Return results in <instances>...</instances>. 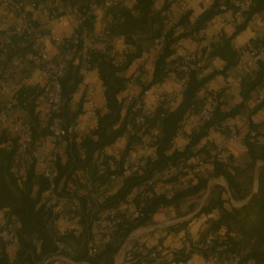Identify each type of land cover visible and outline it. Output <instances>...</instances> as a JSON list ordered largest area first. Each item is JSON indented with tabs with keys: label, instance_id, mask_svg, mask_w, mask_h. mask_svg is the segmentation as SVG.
<instances>
[{
	"label": "trees",
	"instance_id": "16d2710c",
	"mask_svg": "<svg viewBox=\"0 0 264 264\" xmlns=\"http://www.w3.org/2000/svg\"><path fill=\"white\" fill-rule=\"evenodd\" d=\"M48 1L54 3L58 0ZM61 1L74 5L79 4L81 8L87 2L100 0ZM172 2L173 0H164L159 9L154 7L155 0H135L131 6L122 5V2H120L110 8L112 18L105 29L108 30L111 36H121L126 43L133 44V48L127 55L128 58H136L140 52L139 45L135 44L136 40L144 36L150 38L160 37L167 22V15L172 9ZM219 4L218 1H214L209 9L192 21L189 19L190 12L188 11L181 14L177 20L169 23L168 29L165 31V39L161 41V53L155 60L151 83L161 81L168 73L175 72L179 80L184 81L182 99L174 109L166 106V103L164 105L160 103L154 113H143V133L149 136L146 145L151 149V153L140 158L143 162H141L138 172L125 180L123 189L114 201L99 204L102 207L116 205L122 196L141 180L151 176L155 171L162 170L166 165L176 163L182 159L189 161L188 168L181 172L179 176L171 175L162 179L169 182L177 181L183 183V186L173 194L159 190V194L155 198L142 204V214L140 216L132 221L123 222L114 229V239L105 244L97 254L92 257L79 254L75 257L77 260H87L89 264H113V256L118 250L119 243L132 230L148 222L162 207L176 206L180 200L198 199L204 194L208 180L196 176L192 163L197 158H207L213 152L217 142H207L197 150H195V147L211 131L222 130L225 134L228 133L230 130L227 129L224 122L234 117L244 104L241 103L228 110H222V90H207L201 95H198V92L216 74H224L231 65L237 63L240 59V53H237V50L231 47V37L226 38L219 35L217 40H214L216 36L213 37L208 42L211 51L206 62L210 58L218 56L223 59L224 65L221 69L213 70L208 75H200L201 68L190 70L187 73H180L178 70L179 56L172 59L170 57L174 51L171 48L173 43L181 38L191 37L198 42L201 40L199 33L204 29L206 22L213 15L223 11L218 8ZM224 4L230 9V0H225ZM263 9L264 0H253L250 8L243 13V16L245 15L244 23L239 25L235 32L242 29L255 13ZM92 20L93 17L84 20V25L88 29L92 26ZM181 28L182 30H180ZM140 34L143 35L140 36ZM260 45H264V38L253 39L243 50H249L251 47ZM81 46L80 44L76 51L80 50ZM112 47V45H109L105 52L92 51L85 66L87 68H97L106 86V112H97V125L90 134H81L77 137V134L75 136L73 133L65 136L66 139L69 138L71 141H68L66 146L67 161L64 164L58 161L57 164L58 182L62 178L64 183L77 181L80 176L76 173L77 168H82L84 172L93 170L95 173L98 162L93 161V154L113 143L117 137L126 131L124 123L128 114V107L122 115L121 104L116 99V94L123 89L126 79L118 74L120 69L117 67L118 63ZM30 50H34L33 43L25 36L12 37L11 41L0 49V82L7 79L12 83H16L15 74L24 70L19 65L22 63L34 65V63L24 58V54ZM123 55L126 59V53H123ZM80 66L81 62L77 66H73L68 61L64 75L60 80L62 105L55 115L66 129L70 126L74 115L80 112V110H77L75 113L70 114L68 105V100L80 80ZM255 67L258 68V79L251 83L247 91H243L247 92L244 96L248 95L249 90L257 87L261 79L264 78V62H259ZM144 88H148V86L146 85ZM13 92H16L18 96L15 111L19 112L24 118L27 117L25 121L28 122L27 127L32 133V145H37L49 134L48 128L43 126V119L40 118L42 109L36 110L33 102L35 96L40 94L42 96V85L31 88L20 85L17 89H13ZM11 94L12 92L7 93L0 88V106ZM209 94L216 95L217 103L211 107V118L203 120L199 112L201 108L208 105L206 96ZM25 99L28 103L26 107H23L22 102ZM188 123H191L193 127L185 130ZM155 127H158L156 131L150 133L149 129H155ZM251 130L255 132L254 135H250ZM137 131L135 130V133L130 137V141L136 139L137 142L142 143L143 139L136 134ZM257 135L258 132L254 124L249 120L248 129L244 135L249 161L244 171H252L256 160L264 161V144H260L256 140ZM178 136L187 138V142L181 148L174 146L175 139ZM228 150L224 160L207 162L202 166H210L213 177L223 176L229 186L230 194L223 186H217V191L212 192V194H216V197L207 199L205 204L192 217L194 219L206 216L204 225L199 231L198 240H203L207 234L211 233L214 236L213 247L221 256L229 257L238 254L244 261L264 264V165L260 166L256 190L244 191L237 179L239 165L235 163ZM25 156L19 152L18 136L8 134L3 129L0 132V215L5 214L8 220L13 223L15 241L12 244H6L0 240V264H37L45 256L54 252V245L46 228L48 215L44 210V195L48 182L42 172H35L34 158L30 156L29 160H32L29 168L21 170L20 164L23 160H26ZM105 158L102 162L108 165L110 171L119 169L120 162L118 163L115 158ZM109 158L115 161L114 166L116 168L107 162ZM118 159L120 161V158ZM94 173L92 175L90 173L86 179L94 178ZM186 180H189L190 184H187ZM78 183V185H83L82 182L78 181ZM230 199L247 200L236 207L231 205ZM66 209L58 211L56 217H59ZM182 224H186V222ZM186 239L192 240V238ZM10 247H15L13 253H10ZM190 254L192 253L175 252L171 258L175 262L185 261ZM157 255L161 257L159 252H157ZM147 260L150 259L147 258Z\"/></svg>",
	"mask_w": 264,
	"mask_h": 264
},
{
	"label": "crops",
	"instance_id": "0c3cea01",
	"mask_svg": "<svg viewBox=\"0 0 264 264\" xmlns=\"http://www.w3.org/2000/svg\"><path fill=\"white\" fill-rule=\"evenodd\" d=\"M214 1H218L220 4L225 0H180L178 6L174 8L177 20L181 14L190 12L189 19L192 21L198 15L202 14L205 10L209 9ZM135 0H123L122 5L131 6ZM164 3V0H155V8L159 9ZM232 17V11H220L213 15L207 22L204 29L201 31V40L198 42L191 37H183L179 40V44L173 43V54L170 57L178 58L184 49H195L203 47L209 40L215 36L222 35L226 38L231 37V47L240 53V59L234 65H231L224 74H216L212 77L205 86L198 92V95L203 94L207 90L221 91V108L222 110H228L235 105L243 103V107L239 112L224 123L227 129L241 128L243 131L242 138L230 142L228 145V152L234 158V161L239 165L238 175L243 171L249 161V155L246 147L245 133L248 129L249 120L254 124L256 131L258 132L256 140L260 144H264V103L262 105H255L254 96L256 94L257 87L249 90L248 95L244 96L243 91H247L251 83L258 79V68L249 67L246 64V60L249 56V50H243L246 45H249L253 39L264 38V9L255 13L244 25L242 29L235 32L236 28L244 23L245 15L236 19L230 20ZM111 12L98 10L93 17L92 26L86 32L83 33L82 45L88 46L97 31L104 29L111 20ZM19 21L18 13L12 8L0 7V25L13 24ZM75 17L69 14H62L55 18H41L38 16L36 37L40 46L44 47L50 58L54 60L57 57V50L59 45L67 38L73 31V24ZM182 30V28L180 29ZM143 34H140L142 36ZM135 44L139 45L140 52L138 57L128 58L127 53L133 48V44L126 43L125 39L121 36L115 37L112 47L114 56L123 55L126 53V59L123 63H118L117 67L120 69L118 74L126 79L124 87L116 94V99L121 104V114L123 115L127 109L126 96L133 92L135 89V81L142 84L143 87L148 86V92L144 98L142 111L145 114H152L156 110L160 103L171 109L176 108L182 99V90L184 88V81L177 80L175 72L168 73L161 81L151 83L153 77V70L155 60L161 53L162 42L159 38H150L144 36L141 39H137ZM124 56V55H123ZM169 59V60H170ZM80 51H76L70 56L69 64L77 66L80 62ZM168 60V61H169ZM120 64V65H119ZM224 61L218 56L210 58L205 61L201 68L200 75H208L213 70H219L223 67ZM21 68H24L20 73L15 74L16 83H12V90L17 89L20 85L27 87L39 86L44 83L39 68L35 65H29L22 63ZM80 80L76 86L75 91L71 94L68 100L70 114L75 113L77 110L80 112L74 115L68 130H71L73 126L78 128V133H74L79 137L84 129H86L91 121V111L97 110L99 113L106 112V86L97 70V68H87L80 66L79 68ZM134 78V81L129 79ZM8 93V92H7ZM35 109H45L46 104L43 97L37 95L33 99ZM27 118V117H25ZM20 115L19 112L14 111L13 115L3 124H0V132L4 129L8 134H15L17 127L27 126V121ZM193 127L191 123L186 124L185 130H189ZM155 129H149L150 132H155ZM73 134V133H72ZM132 132L124 131L119 137H117L113 143L103 147L93 154V161H102L105 157H112L121 163L123 155L129 150L143 162L140 158L145 157L151 153V149L142 143L133 139L130 141ZM225 133L222 130L211 131L204 137L200 143L195 147V150L199 149L207 142H219ZM71 139H64L57 149L58 161L64 164L67 161V142ZM175 145L183 147L187 142V138L184 136H178L175 139ZM128 148V149H127ZM51 146L46 143L44 145H38L36 147L37 157L34 158V170L36 173L42 172L43 165L41 161L47 156L51 150ZM107 159L110 165L114 166L115 161L113 159ZM120 158V161L119 159ZM25 161L20 164L21 170L29 168L31 160L28 156H25ZM194 160V159H193ZM264 165V161L256 160L252 169V187L251 191L257 188V176L260 171V166ZM196 176L204 177L208 181V185L204 194L198 198H192L188 200H180L176 206H166L157 212L161 216L162 225L159 229L155 230L148 238H146L145 246L140 250L129 264H148L147 255L151 250H156L161 255V260L157 264H205L204 256L200 253H192L185 261L175 262L171 256L175 252H180V244L183 240L192 238V240L199 239V231L203 227L206 220V216H200L192 219L198 210L205 204L206 200L210 196L212 187L209 185V181L212 180L211 167H201L194 170ZM245 172V171H244ZM76 173L80 176L77 181H69L64 183L63 178L59 179V186L62 192L66 193L68 189L73 190L76 193L80 192L81 185H78V181L83 184L86 177L94 173L93 170L83 171L82 168H77ZM203 174V175H202ZM237 175V176H238ZM221 182L215 181L214 183L220 184L225 188L228 194H230L227 181L223 176ZM211 182V181H210ZM65 186H64V184ZM124 182H106L105 189L99 197V203L105 204L114 201L119 192L123 189ZM157 188L161 191L173 194L176 190L183 186V183L169 182L162 178L156 180ZM232 206H240L241 201L231 199ZM196 203L193 208H190V204ZM69 207V202L63 200L58 204V211L64 210ZM122 213H129L130 207H121ZM178 212V213H177ZM156 213V214H157ZM154 216V215H153ZM192 219V220H191ZM191 220V221H189ZM80 220H64L58 219L59 226L62 230H66L73 225H77ZM186 222V224H182ZM71 244V242H70ZM71 248L73 245H70ZM10 253L15 251V247L9 248Z\"/></svg>",
	"mask_w": 264,
	"mask_h": 264
},
{
	"label": "built area",
	"instance_id": "2783aa9c",
	"mask_svg": "<svg viewBox=\"0 0 264 264\" xmlns=\"http://www.w3.org/2000/svg\"><path fill=\"white\" fill-rule=\"evenodd\" d=\"M122 1H91L80 8L79 4L74 5L61 0L54 3H50L48 0H0L1 8L16 10L19 18L17 23L0 25V49L8 44L14 36L29 38L33 43L34 50L27 51L24 54V58L39 68L40 75L44 81L42 84V96L46 108L41 110L40 118L44 121L43 126H46L49 130L48 136L37 145H32V133L27 126L17 127L15 133L18 136L19 152L22 155L36 158V147L46 143L52 148L41 163L43 165L42 174L48 182L44 195V210L48 215L46 228L54 245V252L45 256L37 264H48L50 262L51 264H89L87 260H77L75 258L76 255L85 254L88 257H92L97 254L105 244L114 239L113 231L116 227L123 222L132 221L140 216L142 214V204L151 201L159 194L156 184L157 178H165L171 175L179 176L190 165L189 161L183 159L166 165L162 170L155 171L151 176L131 187L116 205L102 207L98 200L105 189L106 182H124L138 172L141 162L130 150L123 155L120 167L116 171H110L106 163L98 161L94 173L95 177L86 179L79 193L71 189L64 193L60 189L57 149L65 136L79 132L76 126H73L71 130L66 129L55 115L59 112L62 105L60 80L64 75L70 56L76 52V48L80 44L82 45L83 33L88 30L84 25V20L94 17L98 10L108 11ZM179 2L180 0H173V7L178 6ZM230 3V9L224 3L219 4L218 8L223 11H232L230 20L235 21L250 8L253 0H230ZM174 8L167 15L164 31L160 35L161 41L165 39V31L168 29L169 23L176 18ZM62 14L74 16L75 22L72 33L59 45L57 57L52 60L47 50L40 46L37 41L38 16L51 19ZM201 33H199L200 37ZM217 39L218 36L214 38V40ZM114 40L115 37L111 36L105 28L97 31L92 42L88 46L82 45L79 50L81 65L84 67L87 65L92 51L105 52L109 45L113 46ZM176 44H179V41H176ZM210 51L211 48L208 43L203 47L184 49L179 56V72L187 73L190 70L202 68V65L208 59ZM248 54L246 64L249 67H254L261 61L264 62V45L252 47ZM124 61L123 55L116 56V62L123 63ZM176 79L179 80L177 75ZM129 81H134V78L129 79ZM134 84V91L126 96L128 114L124 124L129 132L135 133V130H138L136 134L143 139L142 144L146 145L149 136L143 133L144 114L141 108L148 89L144 88L139 82L135 81ZM0 88L6 92H12L11 96L0 106V124H3L13 115L18 96L16 92H13L10 80H1ZM206 102L208 105L201 108L199 112L203 120L211 118L210 110L217 103L216 95H207ZM27 103L28 101L25 99L22 102V106L26 107ZM254 103L257 106L264 103V78L261 79L257 86ZM97 117V110H92V121L82 131L83 134H90L95 129ZM254 134L255 132L251 130L250 135ZM242 135L243 131L241 128L231 129L216 143L213 152L207 158H197L193 161V169L197 170L207 162L224 160L229 143L242 138ZM103 177L105 179L102 180ZM185 182L190 184L189 180ZM63 200L69 202V207L59 217H56L58 204ZM125 205L130 207L129 213H122L121 207ZM59 218L64 220L77 219L80 222L66 230H62L58 223ZM213 238V234L209 233L201 241L185 239L181 242L179 250L183 253L202 254L205 264H255L251 261H244L238 254L229 257L221 256L213 247ZM0 240L6 244H12L15 241L14 225L5 214L0 215ZM70 242L73 245L72 250L70 249ZM69 251H73V255H68ZM147 258L150 259L148 264H157L161 260L156 250L149 251Z\"/></svg>",
	"mask_w": 264,
	"mask_h": 264
},
{
	"label": "rangeland",
	"instance_id": "374dc122",
	"mask_svg": "<svg viewBox=\"0 0 264 264\" xmlns=\"http://www.w3.org/2000/svg\"><path fill=\"white\" fill-rule=\"evenodd\" d=\"M245 168H243V171L237 176L238 181L242 185L244 191L251 190L252 187V171L247 170L245 171ZM23 171V170H22ZM203 175V174H202ZM222 177H215L212 180L209 181V185L212 187L211 194L208 197L214 198L216 197V194L212 192L215 190L217 191V186H221L220 184L214 183L215 181L221 182ZM208 185V183H207ZM229 187V186H228ZM231 200V199H230ZM236 201V200H234ZM240 201V200H239ZM242 202V201H241ZM196 203L190 204V208H193ZM161 212V211H159ZM178 213V212H177ZM162 220L159 213L155 214L148 222L145 224L137 227L136 229L132 230L127 237L119 243V247L117 252L113 256V264H129L131 260L134 259L136 255H138L140 250L145 246V242L147 241L146 238H148L155 230L159 229V226H161ZM137 230H140L139 233H135ZM115 236V235H114ZM188 238V237H186ZM119 239L117 240V242ZM71 245V244H70ZM70 249L72 250L71 246ZM68 252V251H67ZM66 252V254H67ZM70 253L68 255H73V251H69ZM78 255V254H77ZM48 264H51L48 263Z\"/></svg>",
	"mask_w": 264,
	"mask_h": 264
},
{
	"label": "bare ground",
	"instance_id": "6f19581e",
	"mask_svg": "<svg viewBox=\"0 0 264 264\" xmlns=\"http://www.w3.org/2000/svg\"><path fill=\"white\" fill-rule=\"evenodd\" d=\"M140 232V230H137L135 233L137 234V233H139Z\"/></svg>",
	"mask_w": 264,
	"mask_h": 264
},
{
	"label": "water",
	"instance_id": "95a60500",
	"mask_svg": "<svg viewBox=\"0 0 264 264\" xmlns=\"http://www.w3.org/2000/svg\"><path fill=\"white\" fill-rule=\"evenodd\" d=\"M247 199L243 200L242 202H245Z\"/></svg>",
	"mask_w": 264,
	"mask_h": 264
}]
</instances>
